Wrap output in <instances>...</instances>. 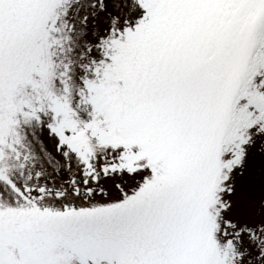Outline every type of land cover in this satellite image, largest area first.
I'll use <instances>...</instances> for the list:
<instances>
[{
	"label": "snow or ice",
	"instance_id": "snow-or-ice-1",
	"mask_svg": "<svg viewBox=\"0 0 264 264\" xmlns=\"http://www.w3.org/2000/svg\"><path fill=\"white\" fill-rule=\"evenodd\" d=\"M0 264H264V0H0Z\"/></svg>",
	"mask_w": 264,
	"mask_h": 264
}]
</instances>
